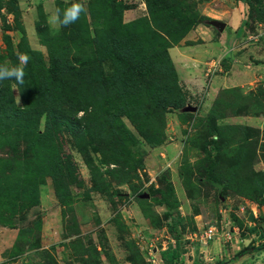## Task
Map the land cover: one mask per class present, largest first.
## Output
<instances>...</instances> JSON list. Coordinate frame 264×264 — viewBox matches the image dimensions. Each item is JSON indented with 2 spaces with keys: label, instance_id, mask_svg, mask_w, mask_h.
Wrapping results in <instances>:
<instances>
[{
  "label": "rangeland",
  "instance_id": "1",
  "mask_svg": "<svg viewBox=\"0 0 264 264\" xmlns=\"http://www.w3.org/2000/svg\"><path fill=\"white\" fill-rule=\"evenodd\" d=\"M149 1L150 8L145 0H0V64L17 65V52L35 51L28 54L24 84L13 89L10 82L14 102L20 96L46 109L55 94L89 92L101 108L123 105L117 131L124 135L93 144L89 140L105 135L104 125H91L99 137L59 125L37 157L13 163L16 173L0 199V264H163L160 252L169 249L177 253L175 264H264V228L256 218L264 204V0ZM73 2L87 9L75 24L57 29L48 23L55 8ZM163 3L200 22L167 35L153 11ZM238 5L244 12L236 37L222 36ZM109 38L137 52L146 67L157 58V68L163 56L172 65L182 105L156 122L155 136L148 131L150 104L131 106L121 88L136 78L122 79L121 54L110 53ZM83 63V74L70 71ZM52 64L60 86L46 80ZM212 77L220 86L202 111ZM34 122L41 133L44 113ZM6 151L1 146L2 163ZM48 154L53 172L34 173ZM209 225L233 228L231 241L205 237Z\"/></svg>",
  "mask_w": 264,
  "mask_h": 264
},
{
  "label": "trees",
  "instance_id": "2",
  "mask_svg": "<svg viewBox=\"0 0 264 264\" xmlns=\"http://www.w3.org/2000/svg\"><path fill=\"white\" fill-rule=\"evenodd\" d=\"M145 1L150 8V1ZM155 5V10L153 11L161 15L163 24L166 27L164 32L169 36L184 34L191 26L200 22V19L186 15L174 3H163L161 6ZM202 18L205 20L209 19L204 16H202ZM66 38L72 39V36L68 34ZM107 43L111 54H121L117 59L122 65V79H125V76H127L126 78H136L135 85L128 80L121 83V88L126 91L131 106L137 105L139 101L150 104L152 117L150 118L148 131L152 136H155L153 130L160 126L159 124L157 125L156 122L162 120L164 113L169 109L182 105V99L177 91L178 88L176 87L172 65L167 58L163 56V63L159 62L157 68H153L157 62V58L150 61L152 64L151 67H149V64L146 67V65L142 63V59H136L138 57L135 55L137 52L126 51L116 39L109 38ZM26 53L33 54L35 51H26ZM66 60L71 63L78 62L76 59H67V57ZM62 66H64V64ZM84 66L85 63L81 64V66L79 65L75 70L70 69V71H73L72 73L75 75H81L84 70L88 69L84 68ZM67 67L71 68V65L68 64ZM49 71L51 72L50 76H52L46 79L47 81L49 80L51 83L57 84V86L64 83L57 65L52 64ZM103 77L104 76L101 75L99 80L104 84ZM99 80L95 82V85L99 84ZM10 82L15 84L14 80L0 81V148L1 146L7 148L6 153H8V157L5 158V160L8 161L6 163L0 161L1 200L5 198L3 191L5 189L6 180L9 176H13L16 173L13 163L17 162V164H21L19 161L21 156L28 161H32L34 157H37L36 154L42 152L44 148L40 147L43 146L40 144H45V142L49 140L53 128L59 125H67L71 130H74L73 132L75 135H80V137H99L101 136L100 130L90 133V129L92 128L91 125L94 122L99 125H104L105 127H103V130L105 131V135L98 139L89 140V142L93 144L99 143L104 139L118 140L120 137L124 136L117 131L120 125L117 111L122 110L123 105H120L118 109L112 111L110 108H101L99 99L92 93L87 92L83 97L75 94L69 95L64 99L61 94H55L51 107L38 109L35 105L26 103L23 99L19 104H16L10 91ZM103 86L106 88L105 85ZM105 88L103 89L106 90ZM78 111H82L80 117H76ZM41 112L44 113V125L43 131L39 133L34 120L40 117ZM20 141L24 142L22 150H20ZM83 150L84 147L79 148V152L83 156L85 163L88 164ZM45 151L52 153L50 145H46ZM2 159L3 158H1V160ZM51 159V155H46L44 162L36 166L34 173L37 174L45 169V172H53L49 171L52 162ZM31 190H34V188L32 187ZM25 200H27V198ZM262 249H264V241ZM248 250L249 248L247 246L243 247L237 252V255L245 253ZM176 257L177 253L175 249L163 250L160 252V259L163 264H175L173 259Z\"/></svg>",
  "mask_w": 264,
  "mask_h": 264
},
{
  "label": "clouds",
  "instance_id": "3",
  "mask_svg": "<svg viewBox=\"0 0 264 264\" xmlns=\"http://www.w3.org/2000/svg\"><path fill=\"white\" fill-rule=\"evenodd\" d=\"M87 9L80 2H73L64 9L55 8L54 12L49 16L48 23L54 28H67L75 24L82 13H86ZM18 64L9 66L8 63L0 64V81L14 80L13 89L24 84L25 67L31 59L27 53H16ZM17 103H20V96L17 97Z\"/></svg>",
  "mask_w": 264,
  "mask_h": 264
},
{
  "label": "crops",
  "instance_id": "4",
  "mask_svg": "<svg viewBox=\"0 0 264 264\" xmlns=\"http://www.w3.org/2000/svg\"><path fill=\"white\" fill-rule=\"evenodd\" d=\"M243 12H244V10L239 5L233 9L232 16L231 17L229 16V21L226 22L225 30L222 29V31L220 33L222 36H227L229 34V38H235L236 37L237 30H238V27L240 25L239 23H240V21H242L241 16L243 15ZM224 26H225V24H224ZM226 44H228V42H226ZM191 60H194V59L192 58ZM191 60H189L187 62V64H193ZM184 71H185V67L182 65L180 77H182L185 74ZM217 80H218V78L214 79L213 77L209 79V82H208V85L206 88V92L204 93V97H203V100L201 102L202 103V105H201L202 111L206 110V107H207V105H209V102H210L211 98L214 96L216 89H218L220 86V85H217ZM257 213H258V215L256 218L258 219V216L261 218V219H258L260 221L259 226H261V227L263 226L262 228H264V204L262 205V207H260L257 210ZM256 218H254L253 221H251L253 223V226H255V224H256L254 222V221H256ZM211 245H212V243H209L207 247H210Z\"/></svg>",
  "mask_w": 264,
  "mask_h": 264
},
{
  "label": "built area",
  "instance_id": "5",
  "mask_svg": "<svg viewBox=\"0 0 264 264\" xmlns=\"http://www.w3.org/2000/svg\"><path fill=\"white\" fill-rule=\"evenodd\" d=\"M203 233L207 238L219 234L226 242H230L233 237L234 231L233 228L231 230L229 228L223 229V227H220L219 231H217L213 225H209L206 229L203 230Z\"/></svg>",
  "mask_w": 264,
  "mask_h": 264
},
{
  "label": "water",
  "instance_id": "6",
  "mask_svg": "<svg viewBox=\"0 0 264 264\" xmlns=\"http://www.w3.org/2000/svg\"><path fill=\"white\" fill-rule=\"evenodd\" d=\"M217 25H218V27H219L220 29H221L222 26H223L222 23H220V24L218 23Z\"/></svg>",
  "mask_w": 264,
  "mask_h": 264
}]
</instances>
